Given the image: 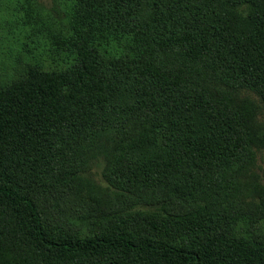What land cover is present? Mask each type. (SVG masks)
<instances>
[{
	"label": "trees",
	"instance_id": "obj_1",
	"mask_svg": "<svg viewBox=\"0 0 264 264\" xmlns=\"http://www.w3.org/2000/svg\"><path fill=\"white\" fill-rule=\"evenodd\" d=\"M59 1L37 37L15 0L48 52L0 77V264H264V0Z\"/></svg>",
	"mask_w": 264,
	"mask_h": 264
},
{
	"label": "rangeland",
	"instance_id": "obj_2",
	"mask_svg": "<svg viewBox=\"0 0 264 264\" xmlns=\"http://www.w3.org/2000/svg\"><path fill=\"white\" fill-rule=\"evenodd\" d=\"M32 10L38 15L32 19L36 22L39 34L53 30L65 21V6L59 0H34ZM24 12L17 9L15 0H0V77L7 78L13 73H19L27 68L28 64L35 61L39 54L47 56V50L43 49V42H37L35 35H32L30 27L21 24V18H24ZM34 27V30L36 29ZM27 48V49H25ZM261 118V116L259 117ZM105 162L100 159L94 164L83 177L91 184V195L87 198L93 208H108L109 205L115 206L117 200H114L112 187L108 185L102 170ZM236 185L246 202L249 194L264 193V148H255L254 162L247 167L240 169L237 173ZM121 199V198H120ZM122 206V201L120 205ZM144 211H152L155 208L135 207ZM76 226L79 220L74 219ZM258 226L264 231V219L259 220ZM85 231V227H82ZM250 230V225L246 222H238L235 232L245 235Z\"/></svg>",
	"mask_w": 264,
	"mask_h": 264
}]
</instances>
